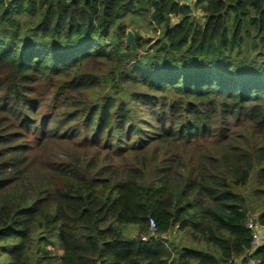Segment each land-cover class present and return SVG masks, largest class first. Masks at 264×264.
<instances>
[{"label": "trees", "instance_id": "trees-1", "mask_svg": "<svg viewBox=\"0 0 264 264\" xmlns=\"http://www.w3.org/2000/svg\"><path fill=\"white\" fill-rule=\"evenodd\" d=\"M136 13L163 27L146 62L147 39L135 35L133 50L120 23ZM259 44L264 0H0L6 264H264L240 191L253 178L264 223V65L245 53ZM99 60L113 69L97 73ZM37 87L57 102L43 131L28 114ZM130 98L153 122H131ZM43 136L89 149L32 176ZM175 226L211 250L167 246L159 236Z\"/></svg>", "mask_w": 264, "mask_h": 264}, {"label": "rangeland", "instance_id": "rangeland-1", "mask_svg": "<svg viewBox=\"0 0 264 264\" xmlns=\"http://www.w3.org/2000/svg\"><path fill=\"white\" fill-rule=\"evenodd\" d=\"M196 17H200V12H198V11L196 12ZM120 23L124 26L125 32L131 33V36H130L131 40L129 41L128 36H127L126 41H128L130 43L131 48L133 50L135 49L134 48V42H133L135 35H140L142 38L147 39L145 47L140 49V50H137L139 55L142 57V61L146 62L148 59L147 55L149 53L151 54L152 52H154L153 49L147 50L146 48L149 45L150 46L155 45V42L157 41V39H159L161 37V34L163 32V27H159L156 24L150 22L148 17L145 14H141V13H136L135 15L133 14L130 16H126L124 19L120 20ZM250 40H253V39L250 38ZM107 50L109 51L110 49L108 48ZM245 53H248L250 55V58L256 59L264 65V46L259 44L258 47H256V48H249L248 47L247 50L245 51ZM94 67L96 68L95 71L97 73L106 74L110 70L113 69V64L106 62V61L99 60V62L95 63ZM87 70L89 71L90 68H87ZM133 89H134L133 86L127 87L128 91H131ZM139 91L143 92L144 90L141 88ZM31 94L37 98V102L34 106L35 107L34 109L28 110V114L31 116L33 121L38 125V129L42 130L44 124L41 123V120H44L43 117H45L49 113V112L46 113L45 111L47 109H48V111L54 110V107L57 105V102H54L52 100L50 93L45 92L43 90V88H41V87H39L38 89H35L33 92H31ZM79 99H80V97L77 99V101ZM137 103H139V104H137ZM137 103L134 101L133 98L129 99V104L131 106L130 115L132 116L131 122H133L135 125H138L139 118H143V122L146 121V123L153 122V116H152L150 109L148 108L147 104H140V101ZM65 109L66 108H63V106H62V108L61 107L57 108V113L59 114V116L62 119H63L62 113ZM54 112H52L50 114V117L52 116V114ZM45 125H46L45 126L46 129H48V130L52 129L53 132L59 131V129L55 130L53 128V125H47V124H45ZM72 125L73 124H70V126H72ZM241 128H244V126L238 125L237 127H235V131L240 132L237 129H241ZM145 129H148V127H145ZM16 130H18V129H16ZM66 130L68 132V129H66ZM60 132H61V130H60ZM135 137L137 138V135H135L134 138ZM78 139L79 138H75V136H74V140H78ZM35 143L36 142H34L33 144L35 145ZM41 144L42 145L39 146L40 148L38 147V148L33 149L31 151V153H30V156L32 157V160L30 162L31 164L29 163L26 167L30 172H32L31 173L32 176L34 174L37 175L40 172L46 171L45 167H47L49 165V163L51 162L52 156L55 154H56V158L57 157L62 158V157H64V154L67 153L68 151H71V150L88 151L86 149H89V147H83L82 148V146L75 141L71 142V141H56L53 139L51 140L50 136H48L46 139H45V137L42 138ZM204 146H206V144H204ZM23 176H24V171L21 173V175H17V180L14 183V185H16L19 182H22ZM24 178H25V176H24ZM254 187L255 186L253 183V178H251L249 180L248 184H246L245 186L240 188V191L243 192V194L246 196V200L248 202V205H249L251 211H253L252 214L257 216V214H259V212L262 210V207H261L262 204H261L260 200H258L257 198H255L252 195ZM188 231L189 230H184V231L178 230L177 226H175L172 230L168 231L167 233L161 234L159 237H162V240H164L165 243H167V246H169V247H171L175 243H177V244H181L183 246H193V247H198L201 249L211 250V248L209 246H207L206 244H201L200 242H194L191 239V237L189 236ZM125 233L130 235V236H135L138 234V230L135 227H130V228L125 229ZM149 233H150V231H149ZM149 233L144 234V235L149 236L150 235ZM141 236H143V235H141ZM172 243H173V245H172ZM1 245H2V243L0 242V246ZM55 251H57V250H55ZM57 252H59V250ZM37 259H40V258L39 257L37 258V256H36V260ZM236 261H237L236 264H240L238 260H236ZM8 262H9V255H8L7 251L4 249H0V263L6 264ZM39 264H44V262L39 261ZM251 264H255V262L251 263Z\"/></svg>", "mask_w": 264, "mask_h": 264}, {"label": "built area", "instance_id": "built-area-1", "mask_svg": "<svg viewBox=\"0 0 264 264\" xmlns=\"http://www.w3.org/2000/svg\"><path fill=\"white\" fill-rule=\"evenodd\" d=\"M198 0H181L183 3L193 4ZM245 227L251 232L252 238V250L257 248L260 245L264 244V223H261L256 215H249L245 222ZM154 224L153 221L150 220V235L154 234ZM142 240H147L148 236L143 235L141 237ZM241 264V263H240Z\"/></svg>", "mask_w": 264, "mask_h": 264}, {"label": "water", "instance_id": "water-1", "mask_svg": "<svg viewBox=\"0 0 264 264\" xmlns=\"http://www.w3.org/2000/svg\"><path fill=\"white\" fill-rule=\"evenodd\" d=\"M128 34H129L128 35V40L130 41L131 40V37H130L131 36V33L129 32Z\"/></svg>", "mask_w": 264, "mask_h": 264}]
</instances>
